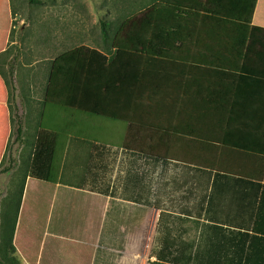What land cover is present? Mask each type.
I'll return each instance as SVG.
<instances>
[{
	"label": "crops",
	"instance_id": "1",
	"mask_svg": "<svg viewBox=\"0 0 264 264\" xmlns=\"http://www.w3.org/2000/svg\"><path fill=\"white\" fill-rule=\"evenodd\" d=\"M159 2L195 14L188 57L82 42L54 53L38 81L32 71L18 74L12 32L20 0H0V169L14 115L22 125L15 152L26 151L25 159L40 123L62 136L55 181L24 180L12 242L20 264H103L116 234L131 231L145 212L148 223L157 217L159 264L172 255L177 264H264V0ZM60 56L58 66L81 74L77 113L43 102ZM10 72L14 92L25 89L14 95L13 114ZM12 172L0 173V182Z\"/></svg>",
	"mask_w": 264,
	"mask_h": 264
},
{
	"label": "rangeland",
	"instance_id": "2",
	"mask_svg": "<svg viewBox=\"0 0 264 264\" xmlns=\"http://www.w3.org/2000/svg\"><path fill=\"white\" fill-rule=\"evenodd\" d=\"M20 0L18 6L20 19L14 21L15 28L12 32L16 36V45L19 49L17 64L19 65V78H29L30 71L36 80H45V65L51 56L62 51L68 46H77L82 42L90 45L107 47L109 40L100 41V21L110 22L109 34L114 31L117 24L126 15L131 14L156 0ZM160 1V0H157ZM37 4V5H36ZM53 31V32H52ZM58 37L53 40L52 35ZM70 36V40H63V37ZM2 33L0 32V42ZM14 45L10 46L13 51ZM11 51V52H12ZM10 52V53H11ZM53 52V53H52ZM43 69V70H42ZM6 76L9 77V75ZM31 76V77H33ZM17 90V89H16ZM25 91L19 88L14 95ZM36 90L37 96H42L43 89ZM12 89L8 87L7 100H11ZM19 96V95H18ZM11 102V101H10ZM16 124L12 123V132L8 142V148L4 165H11L13 172L4 182H0V192H5L2 197L1 206L6 207V224L10 226L17 216L16 203L20 192L22 177L25 169L22 162L26 157V151L15 152L19 139L15 133ZM15 161V164H14ZM16 169V170H15ZM20 173L23 175L20 176ZM6 190V191H5ZM18 209V208H17ZM157 211L152 207L150 214ZM148 212L140 213L135 217V225L129 232L113 235L115 249L107 251L104 249L103 264H149L155 253L158 252V226L157 217L151 223L146 222ZM146 215V217H145ZM151 215V216H152ZM146 222V223H145ZM31 232L26 233L28 241ZM73 239H78V231L70 232ZM104 245L111 243V240L103 239ZM6 256H9L8 248ZM145 261H144V258ZM2 255H0V258Z\"/></svg>",
	"mask_w": 264,
	"mask_h": 264
},
{
	"label": "trees",
	"instance_id": "3",
	"mask_svg": "<svg viewBox=\"0 0 264 264\" xmlns=\"http://www.w3.org/2000/svg\"><path fill=\"white\" fill-rule=\"evenodd\" d=\"M194 15L189 10L161 3L156 0L122 18L112 32L113 35L109 34L110 22L106 20L100 21V31L103 40H109V42L111 40V46L118 50L129 49L141 51L151 54V56H161L168 52L177 53L181 51L188 57L192 36L195 31L194 24L192 25V29L190 27L191 17H194ZM128 17L129 19L126 20ZM186 22L188 23L187 29ZM79 48L86 47L81 46ZM60 62L61 56L52 61L43 95V102L49 108L59 112L66 111L71 106L72 113H77L79 111L73 108L80 107L78 99L81 74L78 69L63 70L58 66ZM5 81L7 86L12 89L11 100L8 101V104L13 114L14 110H16V105L13 93L12 72L9 73V77H6ZM61 82L67 85L69 84V86H60ZM11 120L12 123L16 124V138H20L22 134L21 120L16 115ZM61 139L62 136L58 130L47 127L43 123L39 124L34 151L28 155L27 159L24 158L22 162L25 172L22 177L15 213L21 200L24 180L27 175L49 182L55 181L56 176L51 165L54 161L58 142ZM46 161L50 165L48 168L46 167ZM11 168V165L5 166L0 169V173L9 172ZM15 222L16 214L14 215L12 224L7 226L5 231L1 233L0 255L2 257L0 258V264H20L15 255V248L12 243ZM7 248L9 256H6ZM154 256H156L158 261L149 262V264H159V253H155ZM172 256L170 258L172 263L167 264H177L175 262V256Z\"/></svg>",
	"mask_w": 264,
	"mask_h": 264
},
{
	"label": "bare ground",
	"instance_id": "4",
	"mask_svg": "<svg viewBox=\"0 0 264 264\" xmlns=\"http://www.w3.org/2000/svg\"><path fill=\"white\" fill-rule=\"evenodd\" d=\"M143 258H144V261H145V258H146V257L144 256Z\"/></svg>",
	"mask_w": 264,
	"mask_h": 264
}]
</instances>
